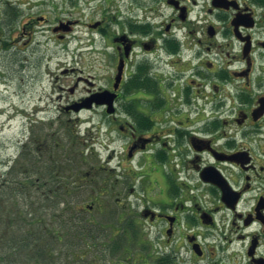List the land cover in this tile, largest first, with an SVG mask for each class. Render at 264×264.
<instances>
[{
  "label": "flooded vegetation",
  "instance_id": "obj_1",
  "mask_svg": "<svg viewBox=\"0 0 264 264\" xmlns=\"http://www.w3.org/2000/svg\"><path fill=\"white\" fill-rule=\"evenodd\" d=\"M0 216V264H264V0L0 1Z\"/></svg>",
  "mask_w": 264,
  "mask_h": 264
},
{
  "label": "rangeland",
  "instance_id": "obj_2",
  "mask_svg": "<svg viewBox=\"0 0 264 264\" xmlns=\"http://www.w3.org/2000/svg\"><path fill=\"white\" fill-rule=\"evenodd\" d=\"M0 1H7V0H0ZM3 40L4 41H7L8 40V38H7L6 35L4 36ZM87 69L88 68L86 67L85 70H87ZM84 121H86V120H84ZM92 124H93V122L86 121V122L83 123V125L80 126V130H82V132H85L87 130L86 129L87 127H89V128L92 127ZM69 139H70V137H68V141H69ZM106 155H107V152L104 151L103 158H105ZM89 161L90 162L92 161L91 157H89ZM90 166H91L90 164L87 165V166H85L83 168V170L84 171H88L90 169ZM76 201H77L76 199H73V200L68 199V205L70 206V209H72L73 207H75ZM53 214H54V211H52V219H50L51 220V224H52V228L59 229V221L54 218ZM9 218H11V217H9ZM70 218H74V217H71L69 215L68 216V219H70ZM2 220H3V217L0 216V258H2V257H12V255H13V248H12V245H11V242L10 241H11V238H12V235H13V231H12L11 228H13V226H14V228H20V227L17 224H13V226H12L11 223L10 224L3 223ZM67 224L70 225L71 223L68 221ZM5 228H9L11 230V232L9 233V235L7 236V238L1 237L2 235H4L3 234V231L5 230ZM73 237H74V228H73L72 231H69L68 230V238H67L68 239V242L71 241V240H73L74 239Z\"/></svg>",
  "mask_w": 264,
  "mask_h": 264
}]
</instances>
